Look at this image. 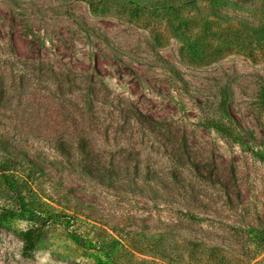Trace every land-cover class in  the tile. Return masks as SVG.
Wrapping results in <instances>:
<instances>
[{
	"label": "rangeland",
	"instance_id": "obj_1",
	"mask_svg": "<svg viewBox=\"0 0 264 264\" xmlns=\"http://www.w3.org/2000/svg\"><path fill=\"white\" fill-rule=\"evenodd\" d=\"M1 159L0 264H264V0H0Z\"/></svg>",
	"mask_w": 264,
	"mask_h": 264
},
{
	"label": "trees",
	"instance_id": "obj_2",
	"mask_svg": "<svg viewBox=\"0 0 264 264\" xmlns=\"http://www.w3.org/2000/svg\"><path fill=\"white\" fill-rule=\"evenodd\" d=\"M0 175L5 179L7 188L10 190V193L14 199L23 205L25 198L23 197V190L25 183L23 181L18 182L17 170L15 164L9 159L0 160ZM21 206V205H20ZM12 214L11 211L0 210V225L7 220L9 215ZM28 220L34 225L38 226V229H33L23 233L21 240L23 243V253L26 257H29L37 246L39 239V234L37 233L41 229L45 228L49 222L47 218H41L40 216L35 215L30 212Z\"/></svg>",
	"mask_w": 264,
	"mask_h": 264
}]
</instances>
